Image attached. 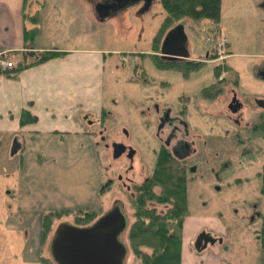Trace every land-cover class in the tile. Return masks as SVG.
Here are the masks:
<instances>
[{
    "label": "rangeland",
    "instance_id": "obj_1",
    "mask_svg": "<svg viewBox=\"0 0 264 264\" xmlns=\"http://www.w3.org/2000/svg\"><path fill=\"white\" fill-rule=\"evenodd\" d=\"M140 8L135 5L99 21L88 7L85 11L78 3L50 0V10L62 12L57 18L70 29V40L76 46L110 51L107 56L116 73L106 76L105 116L93 113L83 121L86 134L61 130V123L54 126L60 132L50 135L0 133V264H40L43 255L53 261L48 241L43 244L41 237L46 209L88 210L99 218L122 201L133 220L130 198L135 190L126 189L119 177L129 163L115 160L111 145L122 141L136 149L135 171L129 177L135 184L147 180L162 146L154 122L159 107L183 115L191 132L199 136V154L193 161H199L200 167L188 184L191 216L207 225L216 219L226 222L231 238L241 244L234 264H264L261 248L256 247L261 220L253 214L254 206L264 205L263 178L256 174L264 151L256 159L258 146L249 145L253 157L244 160L243 142L238 144L251 133L261 142L264 128L245 129L230 108L235 94L247 122L264 118V107L257 103L264 100V0H222L219 23L182 20L187 22L191 57L179 64L204 62L197 71L159 67L154 41L166 12L158 0L144 15ZM223 34L230 39L231 56L228 47L220 45ZM222 78L219 96L207 99L203 90ZM17 136L25 151L13 153L19 145ZM245 165L249 171H244ZM25 199L33 204L22 203ZM31 208L38 214L30 213ZM63 222L75 224L73 217L65 216L55 221L54 232ZM124 240L128 243L127 236ZM125 264H136L131 249Z\"/></svg>",
    "mask_w": 264,
    "mask_h": 264
},
{
    "label": "crops",
    "instance_id": "obj_2",
    "mask_svg": "<svg viewBox=\"0 0 264 264\" xmlns=\"http://www.w3.org/2000/svg\"><path fill=\"white\" fill-rule=\"evenodd\" d=\"M61 2L73 6L78 3L85 11L88 7L93 19L102 21L91 0H61ZM60 9L64 11V8ZM56 11L50 10V0H0V49L1 52L6 53L10 61L16 65L24 54H29L31 62H35L39 54L51 51L61 53L46 61L34 63L16 74L0 75V133L4 135L16 136L21 132L50 135L60 132L54 128L58 123L62 125L61 130H67L66 132H74L73 134L76 135L86 134L83 121H88L93 113H98L101 118L105 116L106 76L116 73L113 60L107 56L110 51L76 46V41L70 40V29L64 24L63 19L57 18L62 12ZM33 16L37 18L36 21L31 20ZM35 27L38 28V32L32 41L28 42L26 31ZM222 30L225 31V28ZM227 41L231 56L233 54L231 42L230 39ZM116 64L119 67L118 62ZM233 92L234 90L231 93ZM25 111L30 112L36 121L24 125L22 116ZM243 112V108H240L234 113L238 115L239 125L242 123L241 125L249 131H258L262 126L264 127L260 124L261 127L257 128L255 125L254 128V124H257L259 119L262 118L264 121L263 117L257 116L254 121L247 122ZM253 136L251 133L243 138L244 150L241 153L244 160L253 157L249 145L258 146V153L264 151V139L259 142L258 138ZM16 138L19 142L20 137ZM23 147L24 145H20L19 142L17 152L25 151ZM255 157L259 159L260 153ZM259 162L256 174L259 178H263L261 194L264 197V155ZM245 167L244 171H249L247 165ZM21 202L33 204L26 199ZM46 210L50 211V209ZM253 211L262 224L264 205L262 207L257 204ZM32 212L36 213L37 210L31 208L30 213ZM249 217L251 218V214ZM203 231L211 234L217 241L210 244L206 250L198 252L195 242ZM11 232L15 233L14 230ZM49 243L50 241L47 244L48 251ZM239 246L231 238L224 220L216 219L212 224L207 225L191 216L190 211L183 226L182 264H234L237 258H240L237 250ZM256 247L261 248V234L260 238L257 237ZM40 264H43L41 260Z\"/></svg>",
    "mask_w": 264,
    "mask_h": 264
},
{
    "label": "trees",
    "instance_id": "obj_3",
    "mask_svg": "<svg viewBox=\"0 0 264 264\" xmlns=\"http://www.w3.org/2000/svg\"><path fill=\"white\" fill-rule=\"evenodd\" d=\"M158 2L166 12V17L154 41L157 53L160 51L166 32L177 22L185 19L200 22L207 19L219 23L222 18V0H158ZM31 20L36 21L37 18L33 16ZM37 32V27L27 30L26 40L32 41ZM59 54L61 53L55 51L45 52L39 54L35 62H31L29 54H24L11 68H3L0 65V75L16 74L34 63L46 61ZM154 57L159 67L165 69L197 71L204 66V62L168 63L161 60L158 54ZM222 83L223 80H220L204 89V96L207 99L219 96L223 89V86L221 89L219 85ZM34 121L36 118L30 112L23 113L22 123L24 125ZM256 127H261L259 121ZM189 180L190 174L185 163L174 157L170 150L160 149L153 174L135 187L134 197L131 199L133 220L127 232V240L131 251L136 256V264H182L183 226L190 215ZM65 216L73 217L75 224L80 226L90 225L98 219L95 212L88 210L49 211L42 218L43 244L49 242L50 236L54 234L55 221ZM261 248L264 263V217L261 224ZM41 261L43 264H54L50 257H42Z\"/></svg>",
    "mask_w": 264,
    "mask_h": 264
},
{
    "label": "water",
    "instance_id": "obj_4",
    "mask_svg": "<svg viewBox=\"0 0 264 264\" xmlns=\"http://www.w3.org/2000/svg\"><path fill=\"white\" fill-rule=\"evenodd\" d=\"M113 13H117L135 5L142 4L139 14L144 15L152 9L156 0H115ZM110 6H96L95 10L100 20L109 17ZM187 22L182 21L170 28L161 44L162 59L170 62H183L191 57L189 36L186 32ZM264 107V100H257ZM233 113L242 108V103L236 98L230 106ZM114 159H119L127 147L122 143H114ZM130 158L134 159L136 150L131 148ZM16 146L13 153H16ZM191 168L190 173H195ZM130 218L124 204L117 201L113 208L87 226L63 222L56 228L49 244V252L55 264H125L130 248L124 240L128 232ZM217 241L211 234L202 232L196 239L195 248L202 252L210 244ZM223 240H220L222 242Z\"/></svg>",
    "mask_w": 264,
    "mask_h": 264
},
{
    "label": "flooded vegetation",
    "instance_id": "obj_5",
    "mask_svg": "<svg viewBox=\"0 0 264 264\" xmlns=\"http://www.w3.org/2000/svg\"><path fill=\"white\" fill-rule=\"evenodd\" d=\"M91 1L94 3L95 6L101 5L103 8L107 6H110V8H112V6L116 4L115 0H91ZM123 11H120V12H123ZM120 12L113 13V8L110 9L109 10L110 15L105 20L119 14ZM236 98L237 96H235L234 94L233 101H235ZM155 113L156 114L154 117V122L156 125V134L162 144L160 149L166 148L170 150L174 157L184 162L190 175L192 174L190 173L191 168H196V172H197V170L200 167V162L193 161V160H195L197 158V155L199 154V146H198V141H197L199 136L191 132L189 128V124L186 125V123L184 122L183 115H179L175 113L172 108L170 107L160 108L159 107L155 110ZM259 122L260 124L264 125L263 119H259ZM255 125L256 124H254V128H255ZM100 137L103 142L106 141L107 139L106 137H104L103 132L100 134ZM240 141L241 143L243 142V144L241 145H244L243 139H239V144H240ZM114 143H122L127 147L126 152L123 153V155L119 159H115V160L125 159L127 163H129L124 168L123 172L120 171L119 177H120V181L123 183L126 189L128 188L131 191L134 188L135 190V187L139 185V183L138 184L133 183L134 179L129 177V175H131V173L135 171L134 160L137 156V151L134 156V159H131L130 152L132 151L131 148L134 149L133 147H131L130 145H126L122 141H118V142L113 141L112 145ZM105 145L109 149V144H105ZM112 145H111V153L114 155V150L112 148ZM132 197H134V193L131 194L130 200L132 199ZM129 218H130V226H131L132 219H131L130 213H129ZM124 236H127V233Z\"/></svg>",
    "mask_w": 264,
    "mask_h": 264
},
{
    "label": "built area",
    "instance_id": "obj_6",
    "mask_svg": "<svg viewBox=\"0 0 264 264\" xmlns=\"http://www.w3.org/2000/svg\"><path fill=\"white\" fill-rule=\"evenodd\" d=\"M226 44H227V39L225 37H222L220 45L226 46ZM0 65L3 66L4 68H10V67H12L13 64L11 61H9L7 59H2V60H0Z\"/></svg>",
    "mask_w": 264,
    "mask_h": 264
}]
</instances>
